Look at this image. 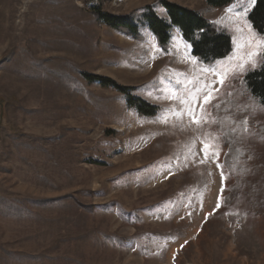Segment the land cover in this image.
<instances>
[{
    "label": "rangeland",
    "instance_id": "1",
    "mask_svg": "<svg viewBox=\"0 0 264 264\" xmlns=\"http://www.w3.org/2000/svg\"><path fill=\"white\" fill-rule=\"evenodd\" d=\"M161 1L223 28L232 54L205 66L176 28L163 52L143 20L147 7L167 18ZM255 3L0 0V264H264V205L251 215L242 195L222 206L234 179L217 122H235L246 159L234 174L261 178L264 106L242 85L261 56L238 67L264 41L249 22ZM95 6L135 19L144 41L99 22ZM83 74L133 88L159 114L140 115ZM205 84L218 89L204 105L209 122L175 119L168 89L202 101ZM202 139L218 159H204Z\"/></svg>",
    "mask_w": 264,
    "mask_h": 264
},
{
    "label": "trees",
    "instance_id": "2",
    "mask_svg": "<svg viewBox=\"0 0 264 264\" xmlns=\"http://www.w3.org/2000/svg\"><path fill=\"white\" fill-rule=\"evenodd\" d=\"M201 1L210 7L224 9L239 0ZM161 4L166 11L167 18L159 17L152 7H147L143 20L163 52H169L172 39L171 33L173 28H176L180 31L184 41L191 46L193 56L205 66H212L232 54L234 44L231 35L216 23L207 20L196 11L177 4L168 1H161ZM92 13L99 22L111 29L135 40L144 41V37L140 33L139 23L130 16L110 15L103 12L98 6L92 8ZM249 22L254 31L264 39V0H256L249 15ZM83 77L91 83L98 82L104 88H112L123 94L126 97L128 106L135 109L142 116L156 117L160 112L158 106H153L134 96L133 88L122 87L107 77L88 74H83ZM242 85L253 99L264 106V55H261L260 65L244 75ZM217 122L223 132L224 145L228 149L224 158V166L234 179L229 193L222 200V206L227 207V209L231 208L242 195H246L250 204L251 215H258L259 208L264 205V169L255 171L261 178L254 179L244 176V174L236 176L234 174V163H240L246 157H242L240 151L233 145L234 124L219 116H217ZM226 122H228L227 126L225 125Z\"/></svg>",
    "mask_w": 264,
    "mask_h": 264
},
{
    "label": "snow or ice",
    "instance_id": "3",
    "mask_svg": "<svg viewBox=\"0 0 264 264\" xmlns=\"http://www.w3.org/2000/svg\"><path fill=\"white\" fill-rule=\"evenodd\" d=\"M250 2H254V0H250ZM264 44V41H260L254 44L253 49L248 51L246 53L247 59H244L241 61V63L238 65L240 67L241 71L244 70V65L248 64L251 67H255L256 65V60L261 56L264 55V52L260 51V45ZM195 62V61H193ZM207 71V70H206ZM225 76L222 74L219 77V82L221 86H223ZM213 84H215V81H213ZM205 94L203 96V99L201 101V98L197 95H193L191 93H186L183 96L178 95L177 90L174 89H168V99L175 100L179 103L181 106L178 109L175 110H170L172 111V114L175 119L177 120H182L184 116L188 117V120L190 123L196 124L198 127L203 126V124L209 122L208 116L205 114V109L204 105L208 104L210 102V98H214L212 96V93L214 91H218V89H215L212 85L205 84L204 86ZM193 91L198 92L199 89H193ZM165 122H167V116H165ZM235 123V122H233ZM243 125H247V119L241 121ZM246 130V128H245ZM203 147L201 148V152L204 154V159H208L210 157H215L218 159L219 157V152L216 149V147L207 142L205 139L201 140ZM193 155H196L195 152H193ZM201 163L204 162V160L200 161ZM220 167V165H217ZM221 175L223 176V171H221ZM219 206V205H218Z\"/></svg>",
    "mask_w": 264,
    "mask_h": 264
}]
</instances>
